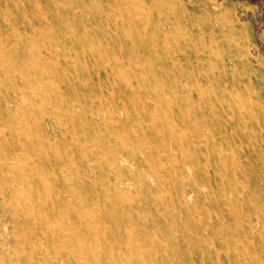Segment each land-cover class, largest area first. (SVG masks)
Listing matches in <instances>:
<instances>
[{"label":"rangeland","instance_id":"rangeland-1","mask_svg":"<svg viewBox=\"0 0 264 264\" xmlns=\"http://www.w3.org/2000/svg\"><path fill=\"white\" fill-rule=\"evenodd\" d=\"M263 143L264 0H0V264H264Z\"/></svg>","mask_w":264,"mask_h":264},{"label":"bare ground","instance_id":"bare-ground-1","mask_svg":"<svg viewBox=\"0 0 264 264\" xmlns=\"http://www.w3.org/2000/svg\"><path fill=\"white\" fill-rule=\"evenodd\" d=\"M157 18H158V20L160 21V24H162L163 25V23H162V21H163V19L165 20V22L167 23L168 22V17L167 16H165V14H162L161 12H159L158 13V15H157ZM164 22V23H165ZM155 31H156V33H158V30H157V28H155ZM163 36H165V35H163ZM261 130V129H260ZM264 144V143H263ZM127 151V149H125L124 151H122V152H119V153H117V152H115L114 154H113V157H112V162H113V169H114V171L115 172H117L116 174H119V171H121L122 169V167H123V163H124V161H122V158H121V155H123V154H125V155H128V157H131V155L129 156V153L128 152H126ZM120 153H121V155H120ZM133 160V159H132ZM127 161H130L129 160V158H128V160ZM119 178V177H118ZM66 188V187H65ZM63 188V187H60V192H58L59 194L57 195V198H56V201L58 202V203H61L62 201H63V197H62V193H66L67 195H68V193H69V191H68V189L66 188ZM62 191H64V192H62ZM180 196V195H179ZM69 197V196H68ZM183 198V197H182ZM63 209H64V206H60V208H58V212L60 213V211H63ZM40 211V210H39ZM57 211V210H56ZM77 211V208H75L74 209V212H76ZM61 214V213H60ZM62 215V214H61ZM68 219V218H67ZM173 220V219H172ZM176 222V221H175ZM174 222V223H175ZM246 222H248V227L252 230V232L251 233H254V225H253V222H252V220L249 218ZM173 223V222H172ZM183 223V222H182ZM185 223V222H184ZM192 223V222H191ZM187 224H189V222L187 223ZM86 225H89L88 223L86 224ZM173 225V224H172ZM257 225V224H256ZM175 228V227H174ZM263 228H264V225H263ZM175 229H177V228H175ZM254 235H255V233H254ZM254 242H257V246H258V248H264V244H261V242L260 241H258V240H256V241H254ZM165 254V253H164ZM173 256V255H172ZM177 256V255H176ZM57 262L58 263H60V259H58L57 260Z\"/></svg>","mask_w":264,"mask_h":264}]
</instances>
